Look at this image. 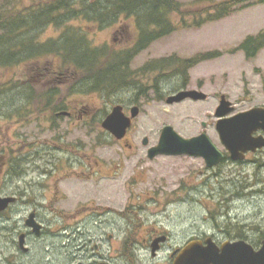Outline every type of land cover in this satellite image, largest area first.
I'll list each match as a JSON object with an SVG mask.
<instances>
[{"label": "rangeland", "instance_id": "rangeland-1", "mask_svg": "<svg viewBox=\"0 0 264 264\" xmlns=\"http://www.w3.org/2000/svg\"><path fill=\"white\" fill-rule=\"evenodd\" d=\"M52 1L0 0V17H15L45 2L52 6ZM97 1H64L71 6L69 13L74 17H56L57 26L52 24L42 30L39 39L47 45L41 48V55L18 65H0V94H5L0 99V186L5 185L4 192L25 195L19 203L24 208L12 215L14 222L2 220L6 217L0 219V264H49L50 258L51 264H59L63 249L60 231L54 225L59 226L60 214L74 208V199L79 197L84 206L90 205L97 214L111 212L109 218L113 217L116 224L107 231L117 237L112 242L117 256L122 250L119 239L127 225L157 228L164 233L168 237L162 253L165 257L186 242L207 236L219 243L244 240L258 249L264 240V167L254 165L253 156L245 162L226 161L208 168L199 157L157 156L149 160L147 151L157 145L162 129L170 126L184 139L206 133L218 150L226 153L215 129L220 96L231 102L233 114L264 108V48L253 58H246L238 49L247 36L264 31V4L196 28L191 27L190 13L201 8L195 6L196 0H179L178 13L170 16L175 30L139 50L129 61L135 85L106 95L76 88L78 74L68 67L70 62L62 63L57 49L68 39L80 41L82 48H103L111 56L133 48L139 36L135 16H117L112 8L111 19L105 23L114 21V26L103 23L100 28L80 18L83 5L98 4ZM182 17L186 19L183 21ZM154 19L151 15L148 22ZM45 48L50 52L45 54ZM203 54L218 57L190 68L186 80L175 65L163 70H141L159 60L173 57L187 61ZM47 64H54L56 72L46 68ZM53 81L66 84L63 89L54 86L55 96L68 97V103L85 110L88 122L72 129L50 130L45 97L36 96L42 90L33 88L37 83L40 87L50 86ZM184 86L203 92L206 100L167 104L166 99ZM24 87L31 88L27 92L32 90L33 97L43 100L36 99V104L21 100L18 105L16 99L14 106L21 110L11 111L13 98H22ZM118 105L125 108L128 117L131 106L139 109L123 141H117L101 128V122ZM54 143L80 144L82 158L78 167L65 163L62 169L64 154L48 152L53 150ZM51 154L55 158L47 163ZM35 205L43 224H51V232L46 242L45 237L28 245L31 252L23 256L14 245L17 236H8L13 233V224L23 229V220Z\"/></svg>", "mask_w": 264, "mask_h": 264}, {"label": "flooded vegetation", "instance_id": "flooded-vegetation-1", "mask_svg": "<svg viewBox=\"0 0 264 264\" xmlns=\"http://www.w3.org/2000/svg\"><path fill=\"white\" fill-rule=\"evenodd\" d=\"M47 4L49 3L48 2L44 3V5ZM44 5H41L39 7L35 6L30 9H27L26 11L33 10L35 12L34 15L35 19H31V17H28L27 19L28 21L25 20L29 24L28 30H31V32L29 33V37L33 36L34 34L36 36V38L33 39L34 41H36L34 42V44L40 46V48H43L44 45H47L45 42L43 43L40 42L39 38L41 37L42 30H46L47 28H50L52 24L55 26L59 24L58 22H56V17L53 16L54 13L53 6H48L47 9L45 8V13H46L45 17L37 16L38 14H41ZM82 13H80V15H82L80 16V18L85 19V21L96 23L97 28H100V26L103 23L108 24L110 27L114 26L115 24L114 21H109L105 23V21L111 19V11L109 16L103 19L100 16L99 7L96 8L94 7L93 11H90L89 7L84 8V12ZM36 20L38 21V24ZM18 24H19V29H21L20 23ZM3 35H4L3 32L0 31V38L3 37ZM99 49L100 48H95L90 51H92L93 54L95 55H99L100 53ZM47 53L48 52H46L45 54ZM0 65L3 67L2 60L0 62ZM62 67H64V65H62ZM68 67L71 68V66ZM46 68L54 69V72H56L54 64H47ZM35 85L36 87L33 89L36 88L41 89L42 90L41 94H45V98L44 100L36 97L28 98L29 101L28 103L36 104V99L43 100L45 102L44 104L46 108L48 107L47 109L48 116L46 118L50 125L51 131L54 132L57 131L58 129H69V128L72 129V127H76L77 124H83L89 121L88 120L89 118H87L86 116L87 112L83 109L78 108L76 104H71L70 102L68 103L67 101L68 97L55 96L57 91L55 90L56 87L54 86L58 85L57 87H62L63 89L65 88L66 85L64 82L53 81V83H51L50 86H47L45 84L41 87L39 86L38 83ZM179 90H187V88L184 86L182 88L180 87ZM1 98L2 97H0V99ZM22 99L26 100L25 98L14 97L13 102L16 100L15 101L16 104L20 105V101ZM15 102L13 103L12 108L14 109L18 108V110H21V108L19 107L15 108L14 106ZM134 106L136 105H133L131 107ZM123 111L126 112L125 108L123 109ZM31 112L32 109L30 110V113ZM65 119H67L68 122H65L64 121ZM133 120L134 119H132L131 121V126ZM64 125L66 126V128ZM254 136L264 138V131H258L257 133L254 134ZM125 137L126 135L120 141H123ZM62 140H64L63 136H62ZM65 142L69 144L68 141ZM51 147H53V150H49L48 152L51 153L53 151L56 154L57 153L64 154L62 156V158L64 159V161H62L64 162L62 169L65 168V163L67 166L70 165L71 167L73 166L78 167L80 159L82 158L80 156L81 151L79 150L81 149L80 144H77L76 146H68V145L58 146L54 143V146ZM221 153L223 155V159L219 164L224 163L226 161H230L231 163L232 162L241 163L247 161L250 156H253L255 158L253 164L260 165L261 168L264 167V147L256 149V151L254 152L245 153L243 160L240 161H232L227 151L226 153L221 151ZM53 158H55V156L51 154L49 156V160L47 161V163H51V160ZM4 187L5 185L1 184L0 198L2 199L13 198V202L10 203V205L0 213V219L2 217H6V218H2V220L5 219L14 222L12 215L19 212L18 210H20L21 208H24V206L21 204L19 205V203L22 200L21 199L22 196L24 197L25 195L22 192H16L14 194L4 192L5 191ZM58 193H59V189L56 188L55 195H57ZM65 193L66 195H68L67 192ZM79 198L74 199L76 200V204L74 208L64 209L63 210L64 212L60 214L59 226L54 225V227H57V229H59L60 231V235H61L60 246L61 249H63V251L60 253L59 256L60 258L59 264H174L177 259L178 253L188 243L186 242L184 245L180 246L174 251H171L169 255L165 257L162 255V253L168 237H166L164 233H161L159 230H157V228H145V227L143 228L141 225H136V228H134L127 225V227L123 229L124 233L119 239L120 245L122 244V250L120 254L117 256L115 244L114 246L112 245V242L116 241L117 237L114 236L113 233H111V231H107L108 227H110L113 224H116V221L114 220L113 217L109 218L111 212L107 211L104 212L103 214L102 213L97 214V211L92 209L90 205L84 206V204L81 203ZM68 199H69V195H68ZM65 200L67 201V199ZM37 207L38 205L33 206L29 214H34L35 222L40 225V229L38 233H34L33 229L27 227L25 225L26 220L24 219L23 229L20 230V228H16V224H13L14 226L11 228L13 230V233L10 232L8 236L9 238H13L17 236V242L14 241V245L17 247L18 251H21L23 256H27L31 252V248H29L28 245L42 241L45 237H46L45 239L46 242L48 240L47 236L49 232H51L50 231L51 224L48 225L45 222H44L45 224H43V221L39 219V213ZM6 214L8 215L6 216ZM22 235H23V239L21 241ZM162 237H166V240L164 242H158V239ZM206 238L212 239L217 246L220 245V243L216 241L215 238L209 236L205 238H196L193 240H200L202 244H204ZM105 245L108 246L107 249L105 248ZM124 252L127 253V255L124 256L123 254ZM49 262H50L49 264L52 263L51 258Z\"/></svg>", "mask_w": 264, "mask_h": 264}, {"label": "trees", "instance_id": "trees-1", "mask_svg": "<svg viewBox=\"0 0 264 264\" xmlns=\"http://www.w3.org/2000/svg\"><path fill=\"white\" fill-rule=\"evenodd\" d=\"M64 1L73 0L52 1L54 11L53 16L61 19L73 18L74 16L69 13L71 6L67 5V3H63ZM149 1L150 2L148 3L146 0H98V4L89 6L90 11H93L94 7H99L102 19L109 16L112 8L116 11L117 16L121 14L125 16H135L139 36L133 48L114 56L106 54L103 48L100 49L99 55H95L88 47H80V41L78 40L74 42H70L69 39L63 41L65 44L59 45L57 49L60 52L59 55L62 59V63L64 62L63 64H66L67 62H70L68 66L74 68L76 71H74V73L78 74L76 88L97 91L109 95L111 92L120 90V88L125 89L135 85L133 82L135 79L134 74L130 73L129 70V61L139 50H142L153 41L162 38L175 30L170 16L171 14L178 13L179 8L181 7L179 0ZM112 3H114L113 6ZM194 3L196 4V7L201 8L190 13L192 16L191 27L197 28L205 23L219 21L237 11L257 5H263L264 0H224L221 2H217L216 0H196ZM48 6L49 4L44 5L41 14H38L37 16L45 17V8L47 9ZM34 15L35 12L31 10L15 17H0V31L4 34L3 37L0 38V62L2 60L5 67L18 65L23 61L41 55L40 53H42V51L40 46L34 44L32 36L29 37L31 30H28L29 24L27 19L28 17L35 19ZM151 15H153L155 19L148 22ZM185 19L186 18L182 17L183 21ZM36 22L38 24L37 20ZM18 23H20L21 29H19ZM263 48L264 31H260L255 35L247 36L238 45V49L244 52L246 58L255 57ZM44 51L48 52L49 49L45 48ZM66 55H68L67 58ZM216 57H218L217 54H203L190 58L187 61H181L171 57L165 60L152 62L141 70L152 71V69L155 68L163 70V68L175 65L178 74L183 75L186 80L187 72L190 68L201 61ZM30 89L31 88L28 87L22 89V98L26 99L25 102L28 101V98L35 96L32 95L35 94L32 90L31 93L27 92ZM39 93L40 92L37 94ZM4 95L3 92L0 94V97L4 98ZM36 96L43 98L45 97V94Z\"/></svg>", "mask_w": 264, "mask_h": 264}, {"label": "water", "instance_id": "water-1", "mask_svg": "<svg viewBox=\"0 0 264 264\" xmlns=\"http://www.w3.org/2000/svg\"><path fill=\"white\" fill-rule=\"evenodd\" d=\"M186 99L204 101L206 94L196 90H181L168 97L166 103H180ZM233 111L231 103L222 95L219 106L215 110L217 118L215 129L230 159L240 161L243 160L245 153L264 147V138L254 136L258 131H264V108H253L230 115ZM138 113L139 109L133 107L128 117L123 113L122 106H115L102 121L101 128L116 140H121L131 127L132 119H135ZM202 126L205 124L202 123ZM146 144L147 139H144L143 145ZM183 155L202 158L208 168L215 167L223 159L222 153L210 141L206 133L184 139L170 126L162 129L157 145L147 151L149 160L157 156ZM12 202L13 198H0V213ZM25 225L33 229L34 233H38L40 229V225L34 220V214L28 216ZM22 239L23 235L21 241ZM164 241L165 237L158 239V242ZM174 264H264V240L258 249H254L244 240L227 241L220 246H217L210 238L205 240L204 245L200 241H191L178 253Z\"/></svg>", "mask_w": 264, "mask_h": 264}]
</instances>
